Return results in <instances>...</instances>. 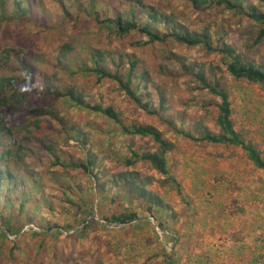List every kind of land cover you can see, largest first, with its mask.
<instances>
[{
    "label": "rangeland",
    "instance_id": "1",
    "mask_svg": "<svg viewBox=\"0 0 264 264\" xmlns=\"http://www.w3.org/2000/svg\"><path fill=\"white\" fill-rule=\"evenodd\" d=\"M1 1L0 79L6 72V78L17 75L22 86L36 84L30 95L25 94V87L22 94L30 101L29 107L54 112L46 114L53 123V129L50 132L46 130V136H54L60 148L56 156L61 162L85 160L91 150L99 161L94 170L99 172V178L85 173L83 169L65 170L54 165L51 167L52 174H48V165L53 159L41 153L26 159L30 167L40 172L39 175H32L26 164L16 165L23 174L34 176V181L29 179V200L25 210L38 222L75 223L79 207L87 210V206L92 207L88 209L90 212L94 211L87 218L91 220L94 216L98 219L82 235L66 238L68 232L64 231L58 239L47 236L43 251L45 264H53L54 254L61 257L56 264H204L202 262H206L207 257L212 264L216 262L218 253L209 251V248H219L209 247L210 244L223 245L241 240L259 242L262 244L260 253L264 252V172L255 167L240 147L207 144L188 135L201 137L206 128L219 131L215 117L221 99L202 87L196 73L204 71L208 80L222 79L231 94L235 129L264 155V88L261 85L235 80L220 56L210 53L202 45L188 47L175 40L145 44L148 38L139 34L118 38L108 29L100 28L93 19L87 20L88 26L81 24L83 28L74 31L72 23L60 24L58 19L51 21L52 16L43 13L41 8L35 12L34 0H21L24 11L18 10L17 0H4L5 8H2ZM144 1L166 15L176 16L180 24H186L191 29L210 23L219 34L214 33V44H221L218 39L223 36L224 42L235 46L238 52L264 64V44L254 50L256 54L250 53L246 46L250 37V20L217 8L202 13L196 11L188 0ZM244 1L247 6H258L264 12V1ZM134 3V0H97L95 8L103 19L116 14L115 8L124 10ZM54 18L57 16L54 15ZM65 43H71L82 61L89 64H93L92 50H99L105 57L101 59L103 65L111 72L116 70L121 59L128 68L127 56L134 55L141 71L148 77L141 81L134 78L131 84V89L143 105L132 100L116 81L98 79L96 74L80 71V63L74 66V72L68 69L67 59L59 56ZM52 60L59 65L53 77L59 91L66 92L70 87L75 90L76 96L83 97L86 102H98L103 107L112 105L121 113L126 124L136 122L153 125L160 130L163 137L173 144L166 154L169 174L151 169L146 162H139L129 169L117 165L114 153L126 156L132 150H138L142 154L145 150H154L156 143L150 137L132 138L102 113L91 112L68 98L48 93L42 73ZM3 62L8 64L5 68H2ZM29 77H33L32 82L27 79ZM7 80L10 82V79ZM10 88L11 82L4 87ZM9 94L10 90L3 95L9 98ZM2 117L8 125L23 129L18 134L20 138L33 137L30 129L34 128L31 120L35 116L24 105L6 102L0 107ZM77 132L81 135H75ZM32 144L29 140V145ZM38 161L40 164H37ZM126 170L138 173L139 179L151 178L145 190L163 196V210H156L158 204L150 201L149 195H142L139 191L129 193L124 182L120 186L113 182L114 173ZM169 175L175 180L164 184ZM177 184H181L183 195L178 193ZM150 205L153 206L151 211L148 210ZM18 208L16 203L15 208L10 207L9 210L17 213ZM133 212L138 214L139 220L117 223L103 219L113 214ZM203 220H208V223L204 224ZM3 228V220H0V229ZM220 229L226 235L218 232ZM170 231L178 232L179 238H171ZM31 242L29 235L26 247L37 249ZM10 244L12 242H0V250ZM260 253H256L255 260ZM231 255L229 253L227 259L219 258L218 262L230 264L233 261L229 260Z\"/></svg>",
    "mask_w": 264,
    "mask_h": 264
},
{
    "label": "trees",
    "instance_id": "2",
    "mask_svg": "<svg viewBox=\"0 0 264 264\" xmlns=\"http://www.w3.org/2000/svg\"><path fill=\"white\" fill-rule=\"evenodd\" d=\"M110 2L114 0H109ZM192 3L193 8L199 12H205L208 9H221L222 12L231 11L235 15L241 16L251 21L248 33L250 37L246 42V46L250 50V53L264 44V12L259 9L258 6L252 4L247 6L244 0H188ZM264 1V0H262ZM134 5L124 10L116 9V14L108 15L106 18L101 19V14L96 9L97 0H34L33 6L35 12L41 8V11L46 15L52 16L51 21L55 19L59 20L58 23L64 24L66 22L72 23L74 31L81 30L83 25L88 26V19H93L100 28L108 29L112 34L118 38H124L134 34H139L143 37H147L148 40L145 44L164 43L169 40H175L180 44H184L188 47L203 46L210 53H217L222 62L225 64L229 73L238 81H246L251 84H258L264 88V64L258 63L250 55H245L243 52H238L237 48L233 45H229L224 42V37L219 36L218 40H221V44L217 45L214 40V33L219 35L218 32L213 30V26L210 23H206L199 29H191L186 24H180L174 15H166L159 11L157 7L147 4L144 0H134ZM2 8H5L6 1H1ZM18 10H22L21 0L16 1ZM19 13V11H18ZM16 14V13H15ZM14 14V15H15ZM54 15L57 18H54ZM82 26V27H79ZM257 51V50H256ZM249 52V51H248ZM79 53L71 43H65L59 54L60 57H64L68 61L67 68L74 72V66L80 63L79 70L87 74H96L98 79L108 78L116 81L120 89L125 90L132 100L141 104V99L131 89V84L134 78L141 81L145 79L146 73L142 72L141 65L134 55H128L129 67L125 68L124 62L121 59L114 72L109 71L102 63L101 59L105 58L104 54L99 50H92L91 59L93 64L83 62L78 55ZM256 54V52L254 53ZM9 57L10 54H7ZM82 61V62H81ZM2 65L5 68L7 62H3ZM59 65L57 61L52 60L42 75L45 76L46 91L52 95L56 94L61 97L68 98L73 103L77 104L81 108H88L91 112H98L105 115V117L112 122L115 126H119L121 130L130 135L132 138L140 136L143 138L150 137L156 145L154 150H145L142 154L138 150H132L131 154L121 156L118 152L113 154V158L118 162L117 165H123L127 169L129 167H135L139 162H146L151 169H155L162 174H169L168 163L166 154L173 148V144L168 139L164 138L162 132L153 125L126 124L121 117V113L118 112L112 105L103 107L101 103L91 104L86 102L83 97L76 96L75 90L67 88V91H59L57 85L54 82L53 77L56 75V68ZM192 71L195 70V66L191 67ZM30 70V69H29ZM8 73L4 72L3 77L0 79V107L9 102L10 105H24L28 111L34 115V119L31 120L34 128L33 137L30 139L28 136L20 138L18 134L22 133L23 129H19L13 125H8L5 117L0 118V220H3L4 228L0 229V242L7 244V248H1L0 264H45L43 261L44 249H46L45 238L51 236L58 239L64 231L68 232L65 235L66 238L73 236H79L87 232L94 222H98L94 216L91 220L87 218V215L92 216L94 211H89L92 207L87 206V210L83 207H79L75 223H51L38 222L36 218L31 216L26 210V204L29 200L27 190H29V179L34 181V174L40 172L35 171L34 167L26 162L28 156L35 153L47 154L53 159L48 165V174H52L51 167L61 166L65 170L69 168L83 169L85 173L94 175L99 178V172H94L95 167L98 166V157L95 156L93 151H89L85 160L80 161H63L60 157L56 156L59 151V146L52 134L46 136V130L49 132L53 129L52 120L46 117V114H52L54 112L45 111L44 108H32L29 107L30 101L28 98H24L22 91L25 94L30 95V90L33 89L35 83L26 84L22 86V81L19 80L17 75L11 77ZM31 76V74H30ZM197 78L202 83L204 89H208L209 92L220 97L221 102L218 104V113L215 117V125L218 126L219 131L214 132L210 128H206L204 134L201 137L195 138L192 134L188 133L193 139L203 141L212 145H223L227 147H240L247 154L248 158L258 169L264 172V155L261 150L245 139L242 132L235 129L232 120V102L231 94L226 85L221 80H208L204 71L196 73ZM35 77V76H33ZM32 78L29 81L32 82ZM148 78V77H147ZM12 88L4 89L10 82ZM7 80V81H6ZM10 90L9 98L3 94H8ZM39 91V89H37ZM13 91H15L13 93ZM22 94V95H21ZM55 115V114H53ZM65 132L68 131L67 121L64 122ZM48 132V133H49ZM45 135V137H43ZM75 135H81V132H77ZM19 137L21 140H19ZM42 138V140H41ZM29 140L33 143L29 145ZM85 144V142H84ZM102 154V152H101ZM112 157V156H111ZM118 158V160H117ZM41 161V160H40ZM26 164L30 169L31 176L25 175L17 170L16 165ZM37 164H40L38 161ZM104 172V170H102ZM113 182L120 186L121 182L128 187L129 193L132 191H139L142 195H149L150 201H156L157 211L163 210L165 202L163 196L158 195L156 192H147L145 190L147 184L151 181V178L147 180L139 179V174L131 172L129 170L116 172L112 176ZM125 180V181H124ZM175 180L170 175L165 178L164 184ZM39 182V180H38ZM11 184L15 186L12 187ZM19 191V192H18ZM177 191L183 195V189L181 184H177ZM18 192V193H17ZM72 202V200L69 199ZM19 204L17 213L9 210L10 207L15 208V204ZM75 203V202H73ZM153 206L150 205L148 210H153ZM82 209V212H81ZM84 213V214H83ZM86 213V214H85ZM86 215V218H84ZM105 220H111V222L127 223L130 220H139L138 214L122 213L113 214L112 217H103ZM35 223L33 226L28 225ZM28 225V227H26ZM38 226V227H37ZM160 226L163 223L160 222ZM26 227V228H25ZM27 229V231H26ZM172 233V234H171ZM170 237L174 239L179 238L178 232H171ZM32 240L34 247L37 249L26 247V238L29 237ZM14 236V238H12ZM24 243V245H23ZM29 243V242H28ZM24 252V253H22ZM61 259L60 256L54 254L52 257V263L56 264ZM171 264V263H169Z\"/></svg>",
    "mask_w": 264,
    "mask_h": 264
},
{
    "label": "crops",
    "instance_id": "3",
    "mask_svg": "<svg viewBox=\"0 0 264 264\" xmlns=\"http://www.w3.org/2000/svg\"><path fill=\"white\" fill-rule=\"evenodd\" d=\"M212 220V219H211ZM209 220V222H211ZM215 222V219L212 220ZM204 224L208 223V220H203ZM221 228V227H220ZM198 229V222L196 221V227L195 230L197 231ZM256 231H260V229H256ZM220 233L223 232V229H220L218 231ZM215 233V232H214ZM234 234H232L233 239H234ZM222 235H226L223 234ZM228 244H210L209 247H218V250H214V248H209V251H216L218 253V257H216V262H211L212 264H220L218 262L219 258H225L227 259L229 257V253H231V257L229 258L232 259L233 261L230 264H254L255 258H256V253L261 252L262 244L259 242H243V240L239 242H227ZM221 246V247H220ZM207 247V246H206ZM205 253V252H204ZM207 255L209 252L206 253ZM205 254V255H206ZM204 256H202V259ZM209 258L207 257L206 262H202L204 264H209V261H207ZM211 259H213V256H211Z\"/></svg>",
    "mask_w": 264,
    "mask_h": 264
},
{
    "label": "built area",
    "instance_id": "4",
    "mask_svg": "<svg viewBox=\"0 0 264 264\" xmlns=\"http://www.w3.org/2000/svg\"><path fill=\"white\" fill-rule=\"evenodd\" d=\"M254 264H264V252L260 253Z\"/></svg>",
    "mask_w": 264,
    "mask_h": 264
}]
</instances>
